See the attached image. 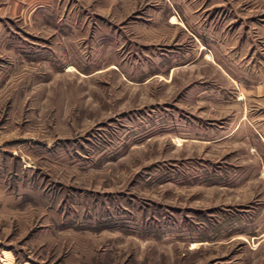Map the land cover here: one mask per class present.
Here are the masks:
<instances>
[{
  "label": "rangeland",
  "instance_id": "1",
  "mask_svg": "<svg viewBox=\"0 0 264 264\" xmlns=\"http://www.w3.org/2000/svg\"><path fill=\"white\" fill-rule=\"evenodd\" d=\"M255 72L264 0H0V264H264Z\"/></svg>",
  "mask_w": 264,
  "mask_h": 264
},
{
  "label": "crops",
  "instance_id": "2",
  "mask_svg": "<svg viewBox=\"0 0 264 264\" xmlns=\"http://www.w3.org/2000/svg\"><path fill=\"white\" fill-rule=\"evenodd\" d=\"M221 59L220 58H217L215 59V64H217L216 62L220 63L218 65H220V67L222 66V61H220ZM227 75H230V74H227ZM231 75L235 76L234 73L231 72ZM253 76V81L249 80L250 83H252V86L251 88L253 90H251L250 92L254 91V93H258L259 94H263L264 95V72L261 74L260 72L257 73L255 72ZM259 81V82H257Z\"/></svg>",
  "mask_w": 264,
  "mask_h": 264
}]
</instances>
